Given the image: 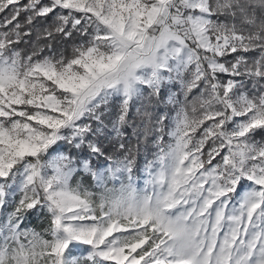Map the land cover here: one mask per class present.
Segmentation results:
<instances>
[{
  "label": "snow or ice",
  "instance_id": "obj_1",
  "mask_svg": "<svg viewBox=\"0 0 264 264\" xmlns=\"http://www.w3.org/2000/svg\"><path fill=\"white\" fill-rule=\"evenodd\" d=\"M0 264H264V0H0Z\"/></svg>",
  "mask_w": 264,
  "mask_h": 264
}]
</instances>
